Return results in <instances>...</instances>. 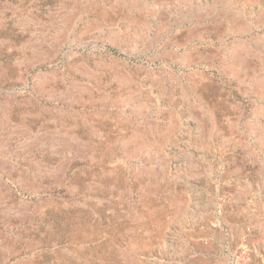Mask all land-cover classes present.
<instances>
[{
	"label": "rangeland",
	"instance_id": "obj_1",
	"mask_svg": "<svg viewBox=\"0 0 264 264\" xmlns=\"http://www.w3.org/2000/svg\"><path fill=\"white\" fill-rule=\"evenodd\" d=\"M0 264H264V0H0Z\"/></svg>",
	"mask_w": 264,
	"mask_h": 264
}]
</instances>
